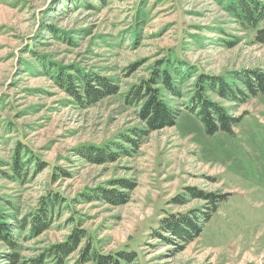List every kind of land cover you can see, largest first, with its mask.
<instances>
[{"label": "rangeland", "instance_id": "1", "mask_svg": "<svg viewBox=\"0 0 264 264\" xmlns=\"http://www.w3.org/2000/svg\"><path fill=\"white\" fill-rule=\"evenodd\" d=\"M230 3L0 0V210L13 223L33 214L52 192L65 200L41 235L15 231L22 260L85 230L104 254L136 251V264H264V95L236 104L209 93L230 116H242L234 135L214 136L186 108L198 73L179 85L180 97L162 89L166 103L180 110L174 127L151 132L141 107L125 99L164 59L182 61L183 72L191 66L225 78L264 74V43L255 40L264 23L243 26ZM65 68L111 79L118 93L82 107L55 82ZM137 131L148 134L139 139ZM20 144L35 159L24 179L12 170ZM117 146L125 154L116 162L84 156L91 149L119 151ZM96 189L125 194L127 201H87ZM188 191L229 196L195 241L166 233L160 238L161 219L206 205ZM178 198L185 202L175 203ZM85 244L67 264H76ZM8 254L0 242V264H7Z\"/></svg>", "mask_w": 264, "mask_h": 264}, {"label": "trees", "instance_id": "2", "mask_svg": "<svg viewBox=\"0 0 264 264\" xmlns=\"http://www.w3.org/2000/svg\"><path fill=\"white\" fill-rule=\"evenodd\" d=\"M228 10L243 26L257 29L260 23H264V5L259 0H231ZM255 40L264 43V30H257ZM182 63L179 60L174 64L169 59L156 63L150 76L126 95L125 99L128 105L141 107L139 116L151 132L166 127H174L180 117V110H174L166 103L162 89L172 97H180L179 85L188 81L194 73H198L194 84L195 92L190 99V104L186 107L187 110L197 116L207 135L214 136L218 133L234 135L235 128L241 122L242 116H230L226 109L212 102L207 95L211 93L236 104L245 102L249 97L264 95V74L253 72L251 75L250 73L242 75L238 72L230 78H225L200 71L194 72V67L188 65L186 71L183 72L180 68ZM42 66L45 67V64L43 63ZM65 70L68 69L61 70L55 76V82L58 87L77 100L82 107L93 105L118 93L117 86L111 79L95 74L86 75L84 71L78 69L76 74H70L69 70L68 72ZM95 86H98L97 89L94 88ZM146 134H148L147 131H137L135 136L141 139ZM123 140L136 147V142L128 137ZM116 149L119 151H113V148L91 149L85 151L84 156L88 160L100 163L116 162L121 155L125 154L122 146H117ZM25 159L26 161H24ZM34 160L31 150L24 144L18 145L13 155L12 164L15 176L24 179ZM34 165L38 171L44 167L41 163ZM188 192L189 197L204 201L206 205L201 210L194 209L185 214H170L161 219L156 230V234L160 238L162 237L161 234L166 233L183 243L195 241L202 234L204 225L217 212L220 203L229 196L222 193ZM84 198L90 202L104 201L112 205H123L127 201L125 194L118 195L115 191H103L101 189L92 190ZM184 198L186 199L185 196ZM185 199L178 198L174 201L183 204ZM64 201L57 192H52L44 198L33 214L20 220L16 219V222L13 223L10 221L11 218L5 216L0 210V242L7 245L10 251V254L5 258L7 264H67V259L79 249L78 247L84 241L86 244L81 249L76 264L137 263L136 251L123 250L104 254L94 246L85 230L75 231L68 243L55 246L36 259L22 260L20 256L21 246L18 238L14 235L15 231H25L29 228L28 238L41 235L50 229L53 216L65 203Z\"/></svg>", "mask_w": 264, "mask_h": 264}, {"label": "bare ground", "instance_id": "3", "mask_svg": "<svg viewBox=\"0 0 264 264\" xmlns=\"http://www.w3.org/2000/svg\"><path fill=\"white\" fill-rule=\"evenodd\" d=\"M152 73V72H151ZM230 75V74H229ZM239 75V74H238ZM183 223V222H182ZM7 224V223H6Z\"/></svg>", "mask_w": 264, "mask_h": 264}]
</instances>
